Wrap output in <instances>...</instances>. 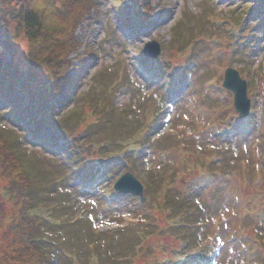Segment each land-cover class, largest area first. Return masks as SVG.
<instances>
[{
    "label": "rangeland",
    "instance_id": "obj_1",
    "mask_svg": "<svg viewBox=\"0 0 264 264\" xmlns=\"http://www.w3.org/2000/svg\"><path fill=\"white\" fill-rule=\"evenodd\" d=\"M20 2L66 41L67 76L83 57L95 60L68 103L50 96L52 125L65 136L57 143L32 138L29 116L15 119L0 103V264H264L263 2L0 0L17 33L0 44L15 76L30 70L33 46L10 16ZM150 42L160 45L156 58L142 54ZM227 68L247 82L244 119L223 87ZM16 140L22 162L9 160L4 173L22 185L30 176L31 191L47 198L31 210L2 175L4 145ZM127 172L144 186V203L114 190ZM54 184L66 194L51 192Z\"/></svg>",
    "mask_w": 264,
    "mask_h": 264
},
{
    "label": "trees",
    "instance_id": "obj_2",
    "mask_svg": "<svg viewBox=\"0 0 264 264\" xmlns=\"http://www.w3.org/2000/svg\"><path fill=\"white\" fill-rule=\"evenodd\" d=\"M89 1L90 0H66V3L68 6H75L76 4H78V6L80 4L86 6L89 4ZM261 1L264 5V0ZM60 11L62 12L63 10ZM10 16L12 21L15 23L17 31L22 33L19 39L25 37L28 43L33 46L31 47L30 45V52L28 53L27 58L29 65L28 68L30 70L22 72L18 70V76H15V73H13V63H15L13 55L11 56L10 61L7 62L5 60L4 53L0 50L1 60H3V65L0 68V103L9 104L10 111L15 119L23 120L24 122L25 113L29 116V121L26 123L30 125V129H26V131L29 132V135L32 138L42 137L45 140L48 139L51 142L50 145L57 143L61 136H65L62 132L58 131L61 127L57 128L52 125L55 118L53 109L54 102L50 100V96L53 94L59 95V99L56 102L61 105L68 103L73 97H75L80 77H82V75H84L88 71L89 67L94 63L95 55L91 54L83 57L77 67L76 75L67 76L66 72H62V70L66 67L64 63H67L63 56V53L68 50L66 41H62L61 38L58 39V35L55 32L51 34L47 33L45 30V24L41 20L37 11L29 8V6H25V4H22L21 2L14 7ZM6 22L7 20L5 16L0 12V25L3 27V30L0 31V36H5V38H7L5 43L0 40L2 49L4 46L7 47L10 42L11 44L14 43L17 35V33H9ZM48 49L54 50V53L57 54V58L56 55L49 56L47 53ZM34 55H36V57H34ZM51 57H54L55 59L60 58V61L56 64ZM43 68H45V70H49V73H53L54 76L43 80L38 79L36 72ZM43 129H49L51 134L45 137L41 136L40 132ZM92 131L93 130H91L90 134H92ZM19 147L20 140H16L15 143H11L7 146L4 145L6 157L3 159H6V162L1 163L2 175L5 180H7L9 194H11L13 200H15L16 203L18 202V206H21L23 209L25 208V210H31L35 208L34 206L37 207L40 203H45L47 198L40 196L39 192H34L33 190L31 191L30 182L27 180L30 178L29 175V178L26 177V179H23L24 185H22L21 177L19 179L14 173H12V175L4 173L6 172V164L10 162L9 160L16 162L18 165L22 162V159L16 154ZM69 152L68 159L72 154L71 151ZM116 158L118 161L121 160L119 157ZM151 182L152 184H150V186H153L155 182L153 183L152 180ZM57 187L58 186L54 184L53 188L50 189L51 192L55 194L58 190L62 196L63 194H66L65 190H61L62 192H60L59 187ZM76 199L78 200V197ZM61 207L64 210L67 207L72 209L73 205L68 203L61 205ZM74 207L76 208V206ZM43 220H46L43 222H47L48 219L43 218ZM189 264H193V262H189Z\"/></svg>",
    "mask_w": 264,
    "mask_h": 264
},
{
    "label": "water",
    "instance_id": "obj_3",
    "mask_svg": "<svg viewBox=\"0 0 264 264\" xmlns=\"http://www.w3.org/2000/svg\"><path fill=\"white\" fill-rule=\"evenodd\" d=\"M145 56L156 58L161 54L160 45L157 42H150L143 50ZM223 86L234 93V106L240 117H245L250 112L251 101L247 95V82L241 78L239 72L233 68L225 71ZM115 190L120 193H131L141 197L145 202L144 186L131 173H125L116 182Z\"/></svg>",
    "mask_w": 264,
    "mask_h": 264
}]
</instances>
